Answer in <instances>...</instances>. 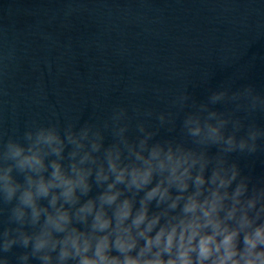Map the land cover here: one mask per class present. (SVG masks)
Instances as JSON below:
<instances>
[{
	"label": "clouds",
	"instance_id": "9594fccd",
	"mask_svg": "<svg viewBox=\"0 0 264 264\" xmlns=\"http://www.w3.org/2000/svg\"><path fill=\"white\" fill-rule=\"evenodd\" d=\"M188 99L174 103L183 110ZM218 103L234 107H210ZM193 108L182 139L155 140L158 129L139 119L131 134L124 107L102 123L0 134V264H12L14 247L24 249L15 264H264V178L230 160L264 152V128L250 124L239 136L235 116L264 112V94L222 88ZM157 120L174 130L172 113Z\"/></svg>",
	"mask_w": 264,
	"mask_h": 264
},
{
	"label": "water",
	"instance_id": "95a60500",
	"mask_svg": "<svg viewBox=\"0 0 264 264\" xmlns=\"http://www.w3.org/2000/svg\"><path fill=\"white\" fill-rule=\"evenodd\" d=\"M248 85L264 94V0H0L5 141L34 123H102L117 107L133 118V135L139 119L158 129L155 140L182 139L193 104L207 103L222 88ZM185 92L181 110L174 101ZM210 107L229 112L234 105ZM136 108L153 115L137 117ZM161 112L172 113L173 131L159 127ZM235 116L244 124L239 136L250 124L264 128L262 111ZM230 160L254 180L264 178V152L233 153ZM98 191L93 187L89 197ZM23 251L7 254L12 264Z\"/></svg>",
	"mask_w": 264,
	"mask_h": 264
}]
</instances>
